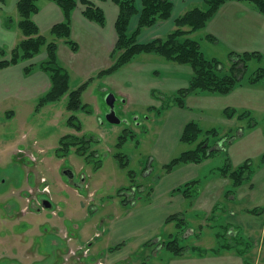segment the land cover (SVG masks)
Segmentation results:
<instances>
[{"label":"rangeland","instance_id":"rangeland-1","mask_svg":"<svg viewBox=\"0 0 264 264\" xmlns=\"http://www.w3.org/2000/svg\"><path fill=\"white\" fill-rule=\"evenodd\" d=\"M204 4L193 2L189 9H203ZM57 7L62 16L58 22H55L46 31H43L35 23L38 30L37 36L45 39L44 44L39 48V53L32 58L20 60L15 65L0 69V72L8 69L18 71L17 66H21L20 69L25 79L32 80L40 74L43 81L41 94L35 103H21L19 104V110L17 107L14 108L13 104L16 103L0 104V264H112L115 262L113 254L123 248H127L123 253L128 251L125 256L129 255L128 257L129 259L131 257V259H128V262L120 261L123 258L122 256L119 259V264H147L153 252H157L156 255L158 256L163 253L165 256L178 257L173 254L170 248L163 247L164 243L161 244V248H157L160 246L158 244L155 246L156 243H143L145 245L142 244L143 246L138 248L139 250L137 246L131 248L129 243H117L115 245L100 243L103 236H105L108 222L122 218L121 214L126 208L118 192L136 185L141 186L137 190V192H140L144 189L143 185L153 177V174H155L154 179H157L158 174L160 175L162 172V165H157L153 161L150 147L155 131L160 127L159 124L163 121L164 115L167 114L169 108L175 106L172 100L166 109H163L161 104L166 103L169 97L166 93L169 88L168 78H174V76L169 73L168 75L165 74V66L163 65L166 62L163 59L156 54H145L140 55L133 62L119 68L111 75L96 78L101 70L108 68L113 62L112 56L117 41L114 24V43L113 40L112 42L102 40L103 34L98 32L84 35V43L88 40L100 45L104 44V49L108 51L106 57L101 55L102 52H98V56L91 58L89 56L90 52H88L89 46L81 47L72 40L70 35V40L77 48L72 50L67 45L68 50L61 58L59 45L64 40H59L55 56L56 62L65 68L69 76L67 91L57 101L38 106L52 87L50 75L43 69V64L48 61L47 45L55 38L51 35L52 29L64 21L62 10L59 6ZM79 7L82 8L80 13L83 21L97 25L99 32L102 31L101 27L105 26L106 18L103 26L86 19L83 16L85 6L81 0H77V4L70 15V34L72 15L75 11H79ZM15 10V18L11 19L13 23L15 22V29H17L19 17L16 5ZM17 31L19 32V38L13 47L5 48L0 45V48L6 52L5 56L2 57L3 59L9 60L13 49L23 39L21 32L18 29ZM203 31H199L194 38L199 42L201 52L208 58L209 53L204 48L207 43L201 39ZM100 50H103L102 47H100ZM70 55H72L71 59ZM85 58L90 59L91 63H93L92 59H96L98 63L103 64L98 65L94 70H92L94 68L92 67L88 70H92L90 73L82 74L81 70H86L80 68L83 65L81 59ZM230 58L229 55V57H223L219 61L223 65H227L231 61ZM139 59L140 62L138 63ZM157 68L159 71L156 70ZM260 69H264L263 60H250L247 63L245 79L247 80V77ZM90 78H94V80L88 84L81 95V103L90 111L79 110L73 113L68 111L67 104L70 92L81 87ZM246 80L240 85H248ZM262 82L264 83V79ZM108 95L115 97L113 110L117 117L121 119L120 124H110L105 120V116L109 112V106L106 102ZM149 107L153 108L150 110ZM158 108L160 112L157 115L156 110ZM71 115L76 117V121L80 123V133L67 125V119ZM153 118L156 119L155 124L152 123ZM255 118L257 124L263 127L264 119H259L256 115ZM240 126L239 123L236 129ZM67 134L72 136L83 134L87 137H94L97 143L92 146L98 151V158H94L92 163L87 164L75 154V148L71 149L66 158H58L56 148L60 139ZM225 145L226 143L223 141V147ZM22 152H26L28 155L26 156ZM87 153L89 154V149ZM261 155L256 157L255 153H250V159L254 167H256L257 159ZM224 157L223 152H217L212 158L224 162ZM17 159H20V161ZM33 159L36 161H32ZM70 168L76 172V175L83 169L80 175L82 176L85 172L91 180L89 193L94 198L92 202L98 209L97 212L87 213V207L89 208L92 205L89 202L91 199L86 198L87 189L81 195L58 184V181H61L60 171L70 170ZM154 168V172L147 175L150 169ZM40 177H44L51 185L50 194L52 199L42 198L43 201L46 200L52 203L53 206L48 209L43 204L39 205L41 207L34 206L30 200H26L29 198L26 194L23 197L21 195L23 192L28 191L31 195L35 193L36 190L33 188L42 185V183L37 182ZM4 179H6L5 184L2 183ZM63 179L66 181L65 177ZM150 184L153 186V182ZM63 192H67L68 197ZM12 195H15L16 199ZM139 196L140 194L137 193V197ZM136 200L138 202L135 201L132 204L133 207L146 205L150 202H144L145 199L142 201ZM59 203H63V206H60ZM35 207L39 210L36 211ZM56 208H59L57 214L52 211ZM98 212L100 213L98 214ZM177 217L179 219L180 216ZM178 219L175 220L177 223L182 222ZM99 222L102 223L101 226ZM253 224L246 231H243L241 242L238 243H231L236 242V238H233L232 235L231 239L227 232L216 224H213L211 228H204L203 231L197 230L195 233H191V236H187L186 231L182 233L181 230L185 227L182 226L183 224H179L180 230L171 232L174 235L169 237V241H176L183 248L184 253L194 247L195 243L201 242L203 246H199L197 249L201 252L202 248L213 244L208 242H211L212 237H214L217 243L212 248L217 251L221 250L223 244H227L229 248L234 245L243 251L245 264H264V232H262L264 218H255ZM68 225H72L74 229L71 230ZM200 235H202V238H200ZM195 237H198L199 241ZM98 241L100 242L97 243ZM150 244H154L153 251L149 252L146 249L143 253L146 246H152ZM120 245L122 246L118 250L110 251ZM140 249H143V251ZM203 252L207 251L203 250ZM136 254L138 255L136 256Z\"/></svg>","mask_w":264,"mask_h":264},{"label":"crops","instance_id":"crops-1","mask_svg":"<svg viewBox=\"0 0 264 264\" xmlns=\"http://www.w3.org/2000/svg\"><path fill=\"white\" fill-rule=\"evenodd\" d=\"M17 1L3 0L2 3L0 2V45L5 48L13 47L19 38L18 28L15 29V22H12L10 26L7 25L8 18H15ZM86 1L91 2L104 12L105 26L101 27L102 31L99 32L97 25L84 22L80 13L82 8L79 7V11H75L72 15L71 38L81 47L89 46L88 52H90L89 56L91 58L98 56V52H102L101 55L106 57L108 51L104 49V44L100 45L88 40L84 43V35L98 32L103 34L102 40L109 42L113 40L114 43V24L119 13L118 6L111 0ZM171 2L173 4L171 18L166 21H159L150 28L144 29L138 37L139 42L146 43L155 38H164L174 30L173 22L178 16L193 9H189L193 2L202 1L171 0ZM135 4L140 9V0H135ZM39 7L40 10L33 16V20L43 31H46L55 22H58L62 15L57 5L52 2L41 0L39 1ZM137 22L138 16H134L129 27L135 28ZM206 35L214 37L215 41L208 39ZM201 39L207 43L204 48L209 53L207 56L209 59L219 61L223 57H229L231 53H254L259 56L252 57L251 60L264 61V14L259 13L252 3L228 1L220 7L208 22ZM59 46L61 58H63L62 55L64 56L68 50L67 44L61 41ZM100 47L103 50H100ZM71 58L72 55H70ZM92 62L87 58L81 59L83 65L80 66L79 64V66L86 70H81L82 74L90 73L98 65L103 64L98 63L96 59H92ZM137 62L139 63L140 59ZM163 66H165L166 75L169 73L174 76V78H168L169 88L166 93L169 96L188 85L192 75L190 67L167 62ZM17 67L18 71L8 69L0 72V104L16 103L13 104L14 108L17 107L19 110V104H33L37 101L41 94L43 81L40 74L35 79H25L20 69L21 66ZM92 67L94 68L88 71ZM153 70L151 71L156 72ZM156 70L159 71L158 68ZM8 108L10 107L8 106ZM225 108L248 110L259 119H264V83L260 81L252 86L240 85L226 96L206 93L191 95L186 99V108L182 109L177 106L169 108V111L163 117V121L159 124L160 127L155 131L150 147V153L155 164L163 165L171 158L191 148V146L179 142L183 129L189 121L199 123L203 129L218 128L224 133L237 131L238 138L226 147H223V142L215 145L213 143L212 147L214 150L222 148L223 154L225 157L228 156L233 166L240 165L250 159L251 152L255 153L256 157L262 154L264 152V126L261 127L257 124L254 129L245 130V122L227 119L221 115ZM155 120V118L152 120L154 124ZM239 123L241 126L236 129ZM212 140L213 138H209L210 142ZM223 163L222 160H213L211 157L201 164L181 165L169 174H162L157 179L152 178L147 182H153L150 202L148 201V204L139 207L126 206L121 214L122 218L108 222L102 242L98 241L97 243H110V245L129 243L131 248L137 246V249L145 245L143 243H156L155 246L158 244L160 247L157 248H161V244L169 241V237L174 235L171 232L179 230L176 225L177 221L167 222V219L178 215L183 218L185 223L183 226L187 236H191V233H195L197 230L203 231L204 228H211L213 224H216L227 232L230 238L232 235L233 238H236V242L231 243L241 242L243 231L254 225V219L264 218V212L263 215L256 216L247 213L250 209L264 207V166L249 181L235 191H231L230 181L218 174ZM154 170L155 168L152 173ZM192 180H198L199 184L191 203L182 194L172 193L175 188ZM58 184L63 185L69 191L78 192L77 189L66 185L62 181H58ZM99 225H102V223L99 222ZM262 232H264V227ZM198 237L195 238L199 241ZM200 238H202V235H200ZM208 243L213 244L205 246L201 252L197 249L203 244L201 242L195 243L194 247H191V245L188 251L178 257L165 256L163 253L158 256L156 255L157 252H153L147 264H245L244 253L238 247L232 245L229 248L227 244H223L221 250L217 251L212 248L217 243L214 237ZM153 245L146 246L144 251L143 249L140 250L143 253L146 249L152 252ZM125 249L127 248L113 254L115 257L113 263L119 264V259L122 256L123 258L120 261L128 262L129 255L125 256L128 251L123 253ZM203 250L207 252H203ZM137 258L135 259L138 260Z\"/></svg>","mask_w":264,"mask_h":264},{"label":"trees","instance_id":"trees-1","mask_svg":"<svg viewBox=\"0 0 264 264\" xmlns=\"http://www.w3.org/2000/svg\"><path fill=\"white\" fill-rule=\"evenodd\" d=\"M3 0H0L2 3ZM39 1L41 0H18L16 9L18 13V30L21 32L23 39L20 40L18 45L13 49L11 58L3 59L6 52L0 48V69H4L8 66L15 65L20 60L32 58L39 53V48L44 44L45 39L37 36L38 30L32 16L39 11ZM53 2L60 7L63 13L64 21L53 27L51 35L55 38L47 45L48 48V61L43 64V69L50 75V82L52 84L50 92L39 102L38 106H42L48 103L55 102L66 91L69 84V76L65 68L56 62L55 50L58 46L59 40H64L65 44L70 46L72 50H76V45L70 40V15L74 10L77 0H45ZM119 9V13L115 22V31L117 34V41L114 48V55L112 56L113 62L108 68L101 70L96 78H102L107 75L113 74L119 68L128 65L133 62L140 55L156 54L165 62L184 65L191 68L192 75L188 85L185 88L177 90L173 95H170L166 103H161L163 109H166L172 103L179 107H186V99L191 95L198 94H212L218 96H226L231 93L236 87H238L245 79V72L247 69V63L252 57H258L259 55L254 53L236 54L231 53V61L227 65H223L217 59H209L201 52L199 42L194 38L195 35L204 30L208 22L217 13L219 8L228 1H239L252 3L257 11L264 14V0H201L205 3L204 8H193L188 10L181 16H178L174 20V30L167 34L164 38H155L146 43H139L138 37L141 32L155 25L159 21H166L171 18L173 11V4L171 0H140V9L136 7L135 0H112ZM85 9L83 16L103 26L105 23V17L102 10L91 2L81 0ZM134 16H138V22L135 28L130 29L129 24ZM7 22L10 26L12 19L8 18ZM210 40L215 41L214 37L206 35ZM264 79V69H260L256 73H253L247 77V84L254 85ZM94 80L90 78L81 87L70 92L67 110L73 112L89 111L81 103V95L88 84ZM166 104V105H164ZM152 109V108H151ZM156 112H160L159 108ZM221 115L227 119H233L239 122H245V130H252L257 125L255 115L248 110H238L234 108H225ZM67 125L80 133L81 125L76 121V117L71 115L67 119ZM209 138H213L212 142ZM238 138L237 131L221 132L218 128L203 129L199 123L195 121H189L180 136L179 142L183 145H189L191 148L185 152H182L176 157H173L168 163L162 165V172L158 175V178L162 174H169L173 172L177 167L187 164H201L204 161L210 159L219 152L212 149L213 143L219 142L226 143ZM97 141L94 137H87V135H65L60 139L58 147L56 149V156L58 158L66 157L72 148H75V153L87 161L89 157H94L96 153L92 146ZM225 145V147H226ZM89 149V154L87 150ZM222 152V149L220 150ZM97 158V157H94ZM264 166V152L257 159L256 167L253 166L251 159H247L242 164L233 166L230 163L228 156L226 155L223 165L219 169V175L227 178L232 190L235 191L241 187L245 182L249 181L251 177ZM198 180L188 181L179 187L175 188L172 193H180L185 199L191 203L197 192ZM141 186L138 185L137 188ZM144 189L138 192L140 194L136 199L149 201V197L152 194L153 187L151 184L143 185ZM135 199V201H137ZM126 203V199L122 200ZM138 202V201H137ZM264 207H257L247 211L254 215L263 214ZM178 219L177 216H171L168 221ZM178 220L177 228L179 224L182 225L183 218L180 216ZM183 226V225H182ZM180 230V229H179ZM185 230H181L183 233ZM180 233V231H179ZM152 245V244H150ZM120 246H117L110 251L118 250ZM163 247L170 248L173 254L181 256L183 248L176 241H168L163 244Z\"/></svg>","mask_w":264,"mask_h":264},{"label":"flooded vegetation","instance_id":"flooded-vegetation-1","mask_svg":"<svg viewBox=\"0 0 264 264\" xmlns=\"http://www.w3.org/2000/svg\"><path fill=\"white\" fill-rule=\"evenodd\" d=\"M114 103H115V97H113V105H112V107H110L108 104V106H109V112L112 110V111H114L113 110V106H114ZM151 108H153V107H149L148 109H150L151 110ZM90 111V110H89ZM88 111V112H89ZM109 112H107V114L109 113ZM115 112V111H114ZM116 114V113H115ZM156 114L158 115V112H156ZM117 116V115H116ZM120 119V118H119ZM105 120H106V116H105ZM153 120V119H152ZM154 121H152V123H153ZM120 123H121V119H120ZM119 123V124H120ZM57 149V148H56ZM96 151V153H94V157H97L98 158V156H99V153H98V151L97 150H95ZM76 152V151H75ZM22 153H24L26 156L28 155L26 152H22ZM21 153V154H22ZM76 154V153H75ZM77 155V154H76ZM31 156V155H30ZM68 156V155H67ZM66 156V157H67ZM78 156V155H77ZM92 156V155H91ZM89 157V159L87 160V161H85L84 159H82L83 160V162H87V164H90V163H92L94 160V157ZM19 158L21 157V156H18ZM66 157H64V158H66ZM34 158H36V157H34ZM92 158V159H91ZM18 161H20V159H17ZM32 161H36L35 159H33ZM86 164V163H85ZM83 170V169H82ZM82 170H81V172H79V174L78 175H76V172L74 171V170H72L71 168H70V170H62V171H60V180L63 182V183H65L66 185H68V186H71V187H74L75 189H77V191H78V193H80L81 195H82V192L84 193V190L85 189H87V192H88V194H87V196H86V198H90L91 199V201H89V202H91L92 203V205L88 208L87 207V210H88V212L87 213H95V212H97L98 211V209L94 206V204H93V197H91L90 195V193H89V190H90V184H91V180H89V178H88V176L85 174V172H84V174H82V176L80 175L81 173H82ZM152 170L153 169H150V171L147 173V175H149L150 173H152ZM159 175V174H158ZM81 176V177H80ZM153 176H154V174H153ZM63 177H65L66 178V181L63 179ZM161 177V176H160ZM153 179H154V177H152ZM151 178V179H152ZM150 179V180H151ZM5 182H6V179H4V180H2V183H4L5 184ZM37 182H40V183H42V185H37V186H35L33 189H35L36 190V192L35 193H33L32 195L29 193L30 191H28V192H23L21 195H22V197H23V195H27L29 198H27L26 200H30L31 201V204H34V206H38V207H41V206H39L40 204H43V205H45L44 207H47V209L48 208H51L53 205H52V203L50 202V201H46V200H44L43 201V199L42 198H45V199H52V197H51V194H50V187H51V185L49 184V182H47V180L44 178V177H40L39 178V180L37 181ZM150 183H145L144 185H149ZM137 186L138 185H136V186H131L129 189H127V190H120L119 192H118V195L119 196H121L122 197V200L123 199H126V203H123V205H125V206H128V205H132L134 202H135V199L137 198V190H138V188H137ZM20 187V186H19ZM31 188V187H30ZM64 194H66V196L68 195V193L67 192H63ZM13 194H15L14 192H13ZM12 197L13 198H15L16 199V196L15 195H12ZM68 197V196H67ZM134 200V201H133ZM53 202V201H52ZM55 203V202H54ZM59 205L60 206H63V203H59ZM67 205V204H66ZM93 207H94V209H93ZM35 210L36 211H38L39 210V208H36L35 207ZM92 210V211H91ZM52 211H54L53 213H56L57 214V212L59 211V208H56V209H53ZM60 213V212H59ZM98 213H100V212H98ZM88 218V217H87ZM69 226V228H71V230H73L74 228L72 227V225H68ZM101 226V225H100ZM91 243V242H90Z\"/></svg>","mask_w":264,"mask_h":264},{"label":"water","instance_id":"water-1","mask_svg":"<svg viewBox=\"0 0 264 264\" xmlns=\"http://www.w3.org/2000/svg\"><path fill=\"white\" fill-rule=\"evenodd\" d=\"M106 102L110 107H112L113 97L111 95H108L106 98ZM106 121L110 124H119L120 123V119L116 116L115 112L112 110L106 115Z\"/></svg>","mask_w":264,"mask_h":264}]
</instances>
